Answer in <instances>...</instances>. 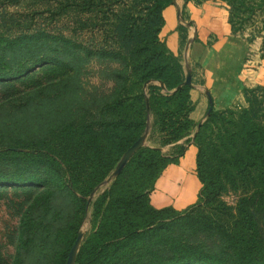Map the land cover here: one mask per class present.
I'll list each match as a JSON object with an SVG mask.
<instances>
[{
  "label": "trees",
  "instance_id": "16d2710c",
  "mask_svg": "<svg viewBox=\"0 0 264 264\" xmlns=\"http://www.w3.org/2000/svg\"><path fill=\"white\" fill-rule=\"evenodd\" d=\"M19 1L0 0L2 4ZM173 1L68 0L79 12L70 33L38 31L25 34L17 46L0 48L5 51L0 64L3 82L28 77L46 64L62 67L44 72L41 80L32 79L22 89V99L33 91L56 98L61 89L77 88L70 77L82 64L76 68L69 60L64 64L60 54L49 55L48 43H56L61 53L73 55L75 61L96 53L120 62L111 69L114 86L109 98H92L76 117L51 125L44 134L20 132L0 141V154L12 156L0 159V168L3 162H11L27 171L0 173V185L30 184L44 164L57 177L63 176L25 207L27 218L12 264L67 263L87 195L144 133L150 115H156L161 144L177 141L197 124L190 117L194 102L191 84L183 83L186 72L181 59L160 35L163 10ZM226 1L234 30L264 6V0ZM100 22L112 48L95 49L84 43L93 40L88 32L94 37V31H101ZM175 29L182 42L185 25L178 23ZM77 32L87 40L80 37L78 42L70 36ZM38 44L43 52L18 57ZM7 54L13 57L6 60ZM151 79L162 84L150 81L145 87ZM243 94L244 106L211 107L198 125L194 137L195 172L201 182L198 201L183 210L150 202L160 172L178 161L184 146L170 154L143 145L93 202L95 227L81 243L76 264H255L256 251L264 247V86H244ZM227 188L241 189L232 222L217 213L192 212L215 201Z\"/></svg>",
  "mask_w": 264,
  "mask_h": 264
},
{
  "label": "rangeland",
  "instance_id": "374dc122",
  "mask_svg": "<svg viewBox=\"0 0 264 264\" xmlns=\"http://www.w3.org/2000/svg\"><path fill=\"white\" fill-rule=\"evenodd\" d=\"M262 9H264V6L260 10ZM78 14V6L73 5L68 2V0H21L16 4H2L0 2V48L4 47L6 50V47H11L13 44L17 46L21 44L20 40L25 38V34L30 35V33L38 31L68 34L71 32V28L74 27L75 21L78 19ZM101 23L102 22H100L99 25H103ZM256 25L258 27L264 25L263 16H259L258 14L255 15V18L250 16L246 19L243 27L249 29L250 27L254 28ZM105 27L106 26L102 27L99 32L94 31V37H92L91 32H88L89 38H93V40L84 42L85 45L92 46L95 49L112 48L109 36L105 35L103 31ZM70 36L75 40L81 37L79 32L76 34L71 33ZM81 40L87 39L81 37ZM78 42L81 41L78 40ZM46 47L49 55L53 56L60 54V58L64 64L67 63L68 60L69 62L75 63L76 68L80 63L82 64L76 69L73 75L70 73L71 85H75L77 88L68 91L61 89V92L57 91V95L59 96L56 98L54 96L40 97L39 93L35 91L32 93L30 92L26 99L21 98L22 89L27 87L32 79L35 80L39 78V80H41L46 71L62 70L61 65L56 63L39 66L25 78H14L5 82L0 79V141L8 139L12 137V135H16L20 132L27 135L44 134L51 125L59 121L70 120L76 117L83 107L90 103L92 98L105 99L109 98L112 93L114 82L111 69L119 66V60L106 54L98 55L95 53L90 56L89 59H78L75 61L73 55L66 52L61 53L62 50L56 43H48ZM54 49L57 50L52 51ZM41 52H43L42 46L38 44L20 53L18 57L25 59L28 56L30 57V55ZM11 57H13L11 54H7L6 60H10ZM4 59L5 51L0 49V64L5 61ZM180 59L185 72L187 70L191 71L192 88L191 67L187 66L186 62L182 61V58ZM12 60L15 61V58ZM150 81L161 83L159 80L151 79L145 82L144 86L146 87ZM192 101L194 102L193 99ZM196 122L198 123L192 128L190 133L184 135L177 141L161 144L160 132L158 131V125L156 123V115L152 114L149 116L144 129V145L159 147L162 151L170 154H175L174 151L179 145L184 146V151L189 143H193L197 147L194 137L198 125L202 120ZM85 123H87V121ZM15 155L20 154L16 153ZM8 157L12 156H6L3 152L0 154V159H7ZM116 166L87 195L85 214L79 229V231L83 232L80 245L95 227V220L92 214L94 207L93 202L98 198L101 192L114 181L116 177V174H114ZM1 167H4L3 169L0 168V173L4 176L19 175L16 171H26L25 169H18L17 165L11 162H3ZM161 173L162 171L160 174ZM62 177L63 176L57 177L50 168L44 164V167H38L36 169L34 172V180L30 184L25 182V184L15 186L0 185V259L2 258V262L12 264L17 251L18 242L21 240V235L24 231L27 214H24L23 211H26L25 207L27 204L35 202L38 194L44 193L49 188L51 181ZM155 185L156 182L154 188ZM152 191L153 190H151V192ZM240 193L241 189L227 188L218 195L215 201L200 205L199 208H195L192 212H197L196 209H198V211L203 210L204 213L210 215L217 213L218 215H223V218H226L227 221L232 222L231 213L236 212L237 200ZM60 201H62L61 198L60 200L58 199V202ZM197 201L198 197L196 196L194 201L183 207L178 208L175 207L176 205H169L177 210H183ZM256 255L257 260H255V264H264V247H260V249L256 251Z\"/></svg>",
  "mask_w": 264,
  "mask_h": 264
},
{
  "label": "crops",
  "instance_id": "0c3cea01",
  "mask_svg": "<svg viewBox=\"0 0 264 264\" xmlns=\"http://www.w3.org/2000/svg\"><path fill=\"white\" fill-rule=\"evenodd\" d=\"M163 14L160 35L192 70V119L203 121L210 102L214 109L244 106L243 87L264 86V25L232 29L226 0H174ZM257 14L264 21V9L252 17ZM178 23L186 27L182 42L175 29ZM196 152L189 143L178 161L162 170L150 194L155 207L180 208L194 201L201 186L195 172Z\"/></svg>",
  "mask_w": 264,
  "mask_h": 264
},
{
  "label": "water",
  "instance_id": "95a60500",
  "mask_svg": "<svg viewBox=\"0 0 264 264\" xmlns=\"http://www.w3.org/2000/svg\"><path fill=\"white\" fill-rule=\"evenodd\" d=\"M183 83H188L191 84V71L187 70L186 74H185V78L183 80ZM212 104L210 102L209 107L207 112L211 109ZM200 124V123H199ZM144 140H145V135L142 134L140 137H138L124 152V154L122 155L120 161L118 162L115 170H114V174H119L121 172V170L125 167V165L128 163V161L130 160V158L133 156V154L144 145ZM83 236V232L79 231L71 249L69 252V256L67 259V263L66 264H75L76 261V257L79 251V247H80V242Z\"/></svg>",
  "mask_w": 264,
  "mask_h": 264
},
{
  "label": "bare ground",
  "instance_id": "6f19581e",
  "mask_svg": "<svg viewBox=\"0 0 264 264\" xmlns=\"http://www.w3.org/2000/svg\"><path fill=\"white\" fill-rule=\"evenodd\" d=\"M193 186V185H192Z\"/></svg>",
  "mask_w": 264,
  "mask_h": 264
}]
</instances>
